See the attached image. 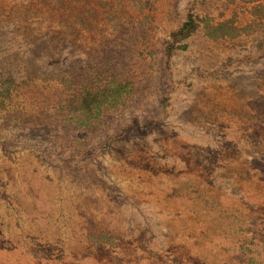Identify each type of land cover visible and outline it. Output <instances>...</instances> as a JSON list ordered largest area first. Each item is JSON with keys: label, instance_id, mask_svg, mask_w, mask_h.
<instances>
[{"label": "rangeland", "instance_id": "obj_1", "mask_svg": "<svg viewBox=\"0 0 264 264\" xmlns=\"http://www.w3.org/2000/svg\"><path fill=\"white\" fill-rule=\"evenodd\" d=\"M0 264H264V0H0Z\"/></svg>", "mask_w": 264, "mask_h": 264}, {"label": "trees", "instance_id": "obj_2", "mask_svg": "<svg viewBox=\"0 0 264 264\" xmlns=\"http://www.w3.org/2000/svg\"><path fill=\"white\" fill-rule=\"evenodd\" d=\"M225 25L226 24L214 26L212 31H220L223 27H225ZM197 26V23L195 24L193 17L190 15L188 20L183 24L182 28L176 34H174V36L181 35L183 38H187L196 31ZM169 53H171V48ZM123 87L124 84L114 79L112 83L107 85V88L104 94H102L101 98L103 101H108L114 105L115 101L117 100L116 95H121V89H123Z\"/></svg>", "mask_w": 264, "mask_h": 264}]
</instances>
